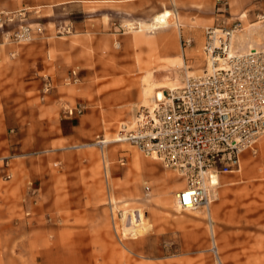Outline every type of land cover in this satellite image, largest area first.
I'll use <instances>...</instances> for the list:
<instances>
[{"label":"rangeland","instance_id":"obj_1","mask_svg":"<svg viewBox=\"0 0 264 264\" xmlns=\"http://www.w3.org/2000/svg\"><path fill=\"white\" fill-rule=\"evenodd\" d=\"M262 12L264 0H0V264H264V136L193 210L176 206L177 171L100 142L135 120L146 81L209 68L208 30L237 26L236 42L259 29L234 52L264 49Z\"/></svg>","mask_w":264,"mask_h":264},{"label":"built area","instance_id":"obj_2","mask_svg":"<svg viewBox=\"0 0 264 264\" xmlns=\"http://www.w3.org/2000/svg\"><path fill=\"white\" fill-rule=\"evenodd\" d=\"M259 17L264 19V12ZM234 29L223 30L217 46L207 32L204 52L213 64L210 72L166 90L151 109L143 106L136 112L134 131L121 125L117 132L118 141L129 142L185 178L175 194L182 210L212 202L217 184L210 183V176L237 173L243 154L255 153L264 136V49L229 53L222 33ZM74 109L80 113L82 106Z\"/></svg>","mask_w":264,"mask_h":264},{"label":"bare ground","instance_id":"obj_3","mask_svg":"<svg viewBox=\"0 0 264 264\" xmlns=\"http://www.w3.org/2000/svg\"><path fill=\"white\" fill-rule=\"evenodd\" d=\"M169 15H170V12L169 11H163L159 15V17H157L156 19H154V22H153L154 24L151 26V28L155 29V28L159 27V25L161 23H163L164 20H165V18H167ZM133 26H134V24H133ZM127 27H129V26H127ZM157 29H159V28H157ZM127 30H129V29H127ZM140 30H142V29H140ZM132 31H134V30H132ZM208 32L211 33V35L208 38L209 39L210 38H213L214 39L213 40V43H214L213 46H217V42L219 41V37H220V34H219L220 31L217 30V29H213V30H209ZM222 34L227 35L226 36V40H228V41L226 42L227 43L226 49L228 50V52L229 53L234 52V50L236 49L235 48L236 42H234L235 37L233 35V32H231V31H225ZM237 37L240 38L239 36H237ZM243 52H245V51H243ZM208 65H209V68L207 69V71L210 72L212 70V68H213V64H211L209 62ZM147 78H150V77H147ZM144 79H146V78H144ZM170 83H163V84L160 83L159 85H157V83L155 84V83H152L150 81H146L145 84L142 83L143 84V87H142L143 88L142 89V100H141L142 101V105L145 106L146 108L151 109L152 106L156 103V101H161L164 98L163 92H162L164 87H168L167 89H171V90H175V89H178L180 87V86L172 85ZM129 120H130V122H128L126 128H127V131L128 132H132V131L135 130V120L134 119H129ZM122 125H125V124H122ZM118 140H120V139L119 138H112V139H105V140H102L100 142L107 143V142H115V141H118ZM105 161H106V159H105ZM210 183L211 184H218L219 183V180L217 181V178L215 176H210ZM131 223H135V221L133 220V221H131ZM130 227H131V225H130ZM128 228H127V230H128ZM131 228L134 229V227H131Z\"/></svg>","mask_w":264,"mask_h":264},{"label":"crops","instance_id":"obj_4","mask_svg":"<svg viewBox=\"0 0 264 264\" xmlns=\"http://www.w3.org/2000/svg\"><path fill=\"white\" fill-rule=\"evenodd\" d=\"M164 11H168V10H164ZM163 12V11H162ZM161 12V13H162ZM160 14V13H159ZM259 29H258V31H257V29H254V28H252V29H249L248 31H246L245 33H243V34H241V35H238L240 38H239V40H237L236 41V45H238V46H240L241 47V49H244V45H245V43H247L248 44V42L250 41V40H252V41H254V38L256 39V36H258V35H256V34H259ZM261 35H262V33H260ZM247 46V45H246ZM248 47V46H247ZM237 49V48H236ZM235 49V50H236ZM241 52H243V51H241ZM51 64L50 63H48V61H45V60H39L38 62H36L35 64H34V67H35V70L37 71V72H41V73H44V72H49L50 70H51ZM129 119H132L131 117L129 118ZM129 122H130V120H128ZM116 150L113 148V147H111L109 150H108V156H111V155H113V153L115 152ZM138 159V160H137ZM132 160H133V163H134V165H137L138 163L140 164V160H139V158L138 157H136L135 155H133V157H132ZM219 180V177L217 178V181ZM135 214H131V221H135ZM136 223V222H135Z\"/></svg>","mask_w":264,"mask_h":264}]
</instances>
